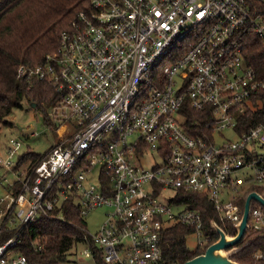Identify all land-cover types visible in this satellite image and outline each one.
I'll return each mask as SVG.
<instances>
[{"label": "built area", "instance_id": "2783aa9c", "mask_svg": "<svg viewBox=\"0 0 264 264\" xmlns=\"http://www.w3.org/2000/svg\"><path fill=\"white\" fill-rule=\"evenodd\" d=\"M250 37L264 42V0H91L55 50L21 63L17 78L55 86L59 139L32 167L19 163L18 137L0 152V264H29V224L41 214L71 223L55 214L71 199L85 221L107 208L97 231L80 225L95 262L97 247L108 264H166L162 233L173 223L207 245L203 213L181 190L204 194L235 227L240 199L264 188V119L237 129L246 110L264 112V72L245 56ZM192 109L207 112L205 125ZM252 203L249 228L264 231V206Z\"/></svg>", "mask_w": 264, "mask_h": 264}, {"label": "trees", "instance_id": "16d2710c", "mask_svg": "<svg viewBox=\"0 0 264 264\" xmlns=\"http://www.w3.org/2000/svg\"><path fill=\"white\" fill-rule=\"evenodd\" d=\"M90 1L0 0V124L11 123L9 116L13 109L20 108L27 100L44 113L45 124L58 135V123L44 107L53 105L58 100L55 86L37 78L31 81L24 77L17 78V70L21 63L35 66L47 53L55 50L62 30L71 24L79 11L90 8ZM248 42L246 58L260 72H264V42L254 37H250ZM206 114L203 110L192 109L187 112V116L199 118L204 125L207 122ZM262 119L263 110L248 109L239 118L237 129L239 132L247 131ZM45 152H35L29 147L22 153L19 163H28L32 167ZM254 187L264 193L263 187ZM179 196L183 203L201 209L206 233L211 234L212 239L207 245H198L191 249L187 236L193 232V228L182 223L169 225L162 233V250L166 264H184L215 242L218 233L212 228L213 220H218L229 234L235 233L234 225L225 226L222 223L218 212L204 194L181 190ZM244 202L245 198L242 197L240 203L243 206ZM56 209L55 214L63 211L71 223L45 214L30 223L21 245L22 251L29 258V264H77L73 254L76 253L74 250L77 245L83 242L80 225H85L86 221L72 199ZM262 233L264 231L249 228L238 243L240 249L232 258L241 264H264ZM41 244L43 246L39 248ZM95 256L96 264H108L97 247Z\"/></svg>", "mask_w": 264, "mask_h": 264}, {"label": "rangeland", "instance_id": "374dc122", "mask_svg": "<svg viewBox=\"0 0 264 264\" xmlns=\"http://www.w3.org/2000/svg\"><path fill=\"white\" fill-rule=\"evenodd\" d=\"M47 112L51 111L52 105L44 106ZM9 116V120L11 123L0 124V152L4 153L5 145L10 137H18L23 140V148L22 152L27 151L29 147L35 152H45L50 147L54 145V143L59 137V133L48 128L45 124V116L44 113L41 112L35 106H32L27 100L24 101L23 106L20 108H14ZM224 135L231 139L235 138V135L232 133V129L226 130L223 132ZM221 137L217 136V139L220 140ZM145 163L149 166L151 164V158L149 156H145ZM5 173V169L0 166V177ZM8 176L13 177L12 173L9 172ZM7 190V185L1 181L0 178V197L5 195ZM175 193V190L172 188H168L166 193L162 197L168 201L169 197ZM107 208H97L91 211L86 218V223L90 231H97L103 220ZM188 245L191 249L196 248L198 237L195 233H190L188 236ZM86 245L83 242H80L75 248V254L73 257L77 260V264H96L93 257L85 256L84 250Z\"/></svg>", "mask_w": 264, "mask_h": 264}, {"label": "water", "instance_id": "95a60500", "mask_svg": "<svg viewBox=\"0 0 264 264\" xmlns=\"http://www.w3.org/2000/svg\"><path fill=\"white\" fill-rule=\"evenodd\" d=\"M253 200L264 206V196L261 192L258 190L250 191L245 200L242 220L235 224V233L229 234L218 221H213V229L218 233L217 240L207 246L201 254L188 259L184 264H241L232 256L240 249L241 246L238 243L245 237V233L249 228L248 217L253 206Z\"/></svg>", "mask_w": 264, "mask_h": 264}]
</instances>
